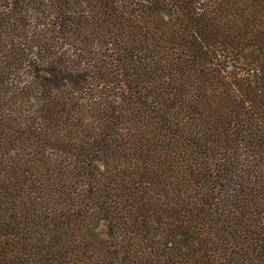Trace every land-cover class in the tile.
I'll return each mask as SVG.
<instances>
[{
  "label": "trees",
  "instance_id": "trees-1",
  "mask_svg": "<svg viewBox=\"0 0 264 264\" xmlns=\"http://www.w3.org/2000/svg\"><path fill=\"white\" fill-rule=\"evenodd\" d=\"M0 264H264V0H0Z\"/></svg>",
  "mask_w": 264,
  "mask_h": 264
}]
</instances>
